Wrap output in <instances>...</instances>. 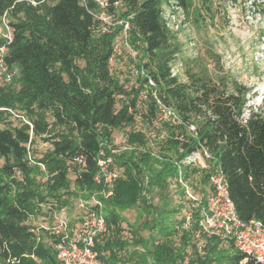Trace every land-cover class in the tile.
<instances>
[{"label":"trees","instance_id":"1","mask_svg":"<svg viewBox=\"0 0 264 264\" xmlns=\"http://www.w3.org/2000/svg\"><path fill=\"white\" fill-rule=\"evenodd\" d=\"M200 4V18H212L210 0ZM190 7L191 0H0L12 31L9 43L0 37L7 43L4 64L17 70L10 82L0 81V264H63L55 248L60 235L29 219L89 199L109 183L111 195H97L101 208L86 206V214L104 218L92 238L100 264H250L231 240L204 228L201 213L209 177L221 170L237 216L264 223V116L252 111L243 118L248 88L236 77L196 71L180 56L164 12L179 8L187 15ZM103 13L117 14L123 24L106 28ZM125 24L143 56L129 87L109 64ZM177 61L185 67L183 80L171 71ZM165 108L176 120L162 116ZM137 117L150 135L136 128ZM126 127V147L119 148L112 134ZM37 137L51 145L40 156L29 148ZM100 151L110 158L107 171H118L110 181L95 179ZM192 153L204 165L182 163ZM179 178L192 194L201 193L199 202ZM171 185L174 205L164 196ZM155 194L164 197L160 204ZM134 206L145 216L146 235L136 226L124 235L121 212Z\"/></svg>","mask_w":264,"mask_h":264},{"label":"rangeland","instance_id":"2","mask_svg":"<svg viewBox=\"0 0 264 264\" xmlns=\"http://www.w3.org/2000/svg\"><path fill=\"white\" fill-rule=\"evenodd\" d=\"M210 2L212 18L206 13L203 14L205 18H200L199 13L202 11L200 0H191L190 11L187 15L182 13L179 8L176 9V12L171 10L164 12L167 25L180 46L181 52L179 54L181 57L188 58L191 62L189 65L196 71L208 72L212 76L224 72L236 77L248 88L243 118H247L252 111L264 116V0H210ZM195 14L198 15V20L194 19ZM101 17L108 29H115L116 25L123 24V20L117 14L107 15L103 13ZM125 28L124 25V29L119 31L114 38L113 55L109 64L111 73L118 77L126 87H129L136 84V64L143 60L141 59L143 56L139 49L140 45L137 47L132 45ZM184 70L185 67L180 61L171 67L172 74H177L181 80L185 79ZM16 73V68H8L0 61L1 82H10ZM7 75H10L8 80ZM11 86L15 89L18 87L14 80ZM136 128L146 130L147 135H150L139 117L136 119ZM127 129V127L118 128L113 131L112 142L114 145L120 146L124 143ZM150 145L155 146V141L151 140ZM50 147L48 141L37 137L33 139L29 148L35 156H40ZM2 162L3 160L0 158V165ZM37 177L41 180L45 178L42 175ZM69 178L71 180L74 178L71 170ZM174 188L171 185L169 190H164V196L166 193L170 196L172 205L176 203L178 198ZM189 190L192 193V189ZM193 195L199 198L201 193H193ZM163 198L161 195L155 194L153 195V202L160 204ZM86 212L87 210L80 205L78 200H73L71 206L58 211H42L41 214L30 218L29 223L39 228L53 227L57 226L58 217L65 215L69 220L68 229L70 228L73 233L82 234L87 231V227L81 225L78 218L85 216ZM185 212H189V210H182V214L187 215L188 213ZM121 215L124 218L122 222V226L125 228L124 235H129L130 226L139 227L141 234H147V229L141 227L145 216L140 207L134 206L123 210ZM93 222L94 218L91 220L92 224ZM74 237L77 238L75 235ZM74 237L71 236V240H74ZM175 241H177V236H175ZM196 241L198 246L202 245L201 239ZM228 246L229 244L224 242L221 247L228 248ZM190 250L191 248L188 246L187 252ZM37 262L41 264L39 261ZM125 264L139 263L130 260Z\"/></svg>","mask_w":264,"mask_h":264},{"label":"built area","instance_id":"3","mask_svg":"<svg viewBox=\"0 0 264 264\" xmlns=\"http://www.w3.org/2000/svg\"><path fill=\"white\" fill-rule=\"evenodd\" d=\"M96 1L100 5H105L106 0ZM125 27H127V24H125ZM0 37L6 39L7 43L10 42L12 37V31L5 13L0 16ZM7 43H0V61L3 62V64V57L7 50ZM139 72L138 69L135 70V73L138 74ZM9 78L10 75H7V80ZM149 82L152 83L151 81ZM162 116L164 118L176 120L175 114L167 108L162 110ZM118 147L125 148L126 146L122 143ZM116 150L117 149H112V151ZM74 162L82 164L84 159L82 156H77L74 158ZM109 162L110 158L103 157L102 151H100L97 164L101 173L95 177L97 182L102 175L105 182L110 181L118 175L117 170L111 172L107 171L106 168ZM191 162H199L201 165H204L199 153H192L182 160V163ZM178 181L184 186L187 196L192 200L199 202V198L190 192V188L184 184L180 178ZM209 182L212 189L208 195V205L207 208H203L201 213V222L204 228L221 238L231 240L234 246L244 254V259L250 262V264H264V223L254 218L249 219L248 221H243L237 216L234 204L228 194L224 174L221 170L212 174L209 177ZM110 186V183L107 184L106 189L93 193L89 199L80 198L78 200L80 205L85 207V209L87 208V205H96L98 208H101V202L97 195H111L112 192L111 189H109ZM93 218L94 222L92 224L91 220ZM57 221V226L46 227L45 229H49L50 232L60 235L59 241L55 245L58 259L63 264H100L92 250V238L95 234L104 229V218L102 214L90 210L89 213L83 216V220L80 221V224L86 226L87 231L82 234H77V232L73 233L70 228L68 229L69 220L65 215L59 216ZM188 221L189 217H187L186 223H188ZM74 235L77 238H75ZM71 236L75 239L71 240Z\"/></svg>","mask_w":264,"mask_h":264}]
</instances>
